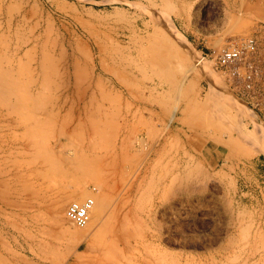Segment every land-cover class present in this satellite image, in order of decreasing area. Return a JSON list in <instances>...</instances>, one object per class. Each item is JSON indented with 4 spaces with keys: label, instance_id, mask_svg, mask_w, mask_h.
Listing matches in <instances>:
<instances>
[{
    "label": "rangeland",
    "instance_id": "rangeland-1",
    "mask_svg": "<svg viewBox=\"0 0 264 264\" xmlns=\"http://www.w3.org/2000/svg\"><path fill=\"white\" fill-rule=\"evenodd\" d=\"M0 264H264V0H0Z\"/></svg>",
    "mask_w": 264,
    "mask_h": 264
},
{
    "label": "built area",
    "instance_id": "built-area-1",
    "mask_svg": "<svg viewBox=\"0 0 264 264\" xmlns=\"http://www.w3.org/2000/svg\"><path fill=\"white\" fill-rule=\"evenodd\" d=\"M256 42L253 38L237 39L221 48L214 57L215 64L221 69H229L233 78L243 81V87L251 88L252 73L254 69V54ZM90 194L82 200H71L65 208L68 220L79 229L85 228L91 217L95 204L97 187H89Z\"/></svg>",
    "mask_w": 264,
    "mask_h": 264
},
{
    "label": "bare ground",
    "instance_id": "bare-ground-1",
    "mask_svg": "<svg viewBox=\"0 0 264 264\" xmlns=\"http://www.w3.org/2000/svg\"><path fill=\"white\" fill-rule=\"evenodd\" d=\"M234 41H235V40H234ZM208 68H209V67H208ZM210 95H211V94H210ZM237 102H238V100H237ZM256 128H257V127H256ZM254 131H255V130H254ZM137 142L143 144V143H142V140H141L140 138L137 140ZM142 146H144V144H143ZM84 189H85V188H84ZM74 192L78 193L77 190H75ZM89 192H90V189H89ZM97 194H98V189H97V193L95 194V204H94V207H93V209H92V211H91L90 221H89L88 225H87L85 228L80 229V230H85L86 228H88L89 224L91 223V220H92V214H93L94 208H95V206H96V195H97ZM96 209H98V208H96ZM100 209H101V206H99L98 211H96V212H97L96 216L99 215ZM78 229H79V228H78Z\"/></svg>",
    "mask_w": 264,
    "mask_h": 264
}]
</instances>
